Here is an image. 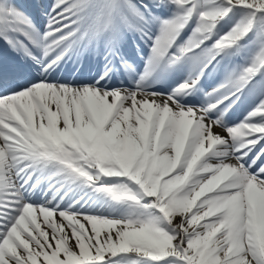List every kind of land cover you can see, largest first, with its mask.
Listing matches in <instances>:
<instances>
[{
  "label": "snow or ice",
  "instance_id": "1",
  "mask_svg": "<svg viewBox=\"0 0 264 264\" xmlns=\"http://www.w3.org/2000/svg\"><path fill=\"white\" fill-rule=\"evenodd\" d=\"M0 264H264V0H0Z\"/></svg>",
  "mask_w": 264,
  "mask_h": 264
}]
</instances>
